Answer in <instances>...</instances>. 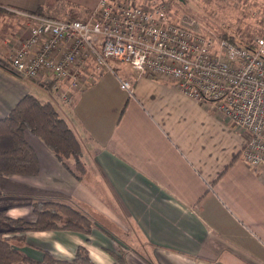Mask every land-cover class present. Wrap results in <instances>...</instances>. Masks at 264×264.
<instances>
[{
  "label": "crops",
  "instance_id": "0c3cea01",
  "mask_svg": "<svg viewBox=\"0 0 264 264\" xmlns=\"http://www.w3.org/2000/svg\"><path fill=\"white\" fill-rule=\"evenodd\" d=\"M97 1L0 0V12L16 19L0 22V118L28 94L52 102L85 139L90 177L79 181L27 130L40 172L0 175V211L34 222L32 202L53 198L77 203L95 224L91 234L51 229L5 236L34 261L45 253L73 261L82 246L94 264H115L119 256L127 264H264V169L249 166L242 156L248 133L213 103L125 63L118 74L133 83V95L106 72L87 79L66 106L8 67L1 41L15 49L29 36L24 13L61 18L75 5L86 9L85 18ZM11 229L0 218V231Z\"/></svg>",
  "mask_w": 264,
  "mask_h": 264
},
{
  "label": "built area",
  "instance_id": "2783aa9c",
  "mask_svg": "<svg viewBox=\"0 0 264 264\" xmlns=\"http://www.w3.org/2000/svg\"><path fill=\"white\" fill-rule=\"evenodd\" d=\"M29 36L10 57L13 72L50 84L66 105L74 90L113 72L130 95L122 64L172 80L197 102H211L234 127L248 133L242 156L264 169V37L236 44L207 31L199 20L173 16L172 0H98L85 18L66 20L37 13Z\"/></svg>",
  "mask_w": 264,
  "mask_h": 264
},
{
  "label": "trees",
  "instance_id": "16d2710c",
  "mask_svg": "<svg viewBox=\"0 0 264 264\" xmlns=\"http://www.w3.org/2000/svg\"><path fill=\"white\" fill-rule=\"evenodd\" d=\"M37 14L42 15L40 12ZM219 36L236 44L243 43L233 36ZM27 130L40 138L73 176L79 181L84 179L87 168L83 161L86 147L83 137L52 102H41L31 94L24 96L8 116L0 118L1 176L37 175L40 172L38 156L25 137ZM32 206L36 216L34 222L12 219L6 216L5 211H0V218L12 225L7 232L70 229L90 234L95 226L90 215L73 201L40 198L33 201ZM4 234L0 231V264H94L89 251L82 246L78 248L73 261L58 260L49 253H45L43 261H34L15 248ZM116 260L115 264H127L121 256Z\"/></svg>",
  "mask_w": 264,
  "mask_h": 264
},
{
  "label": "rangeland",
  "instance_id": "374dc122",
  "mask_svg": "<svg viewBox=\"0 0 264 264\" xmlns=\"http://www.w3.org/2000/svg\"><path fill=\"white\" fill-rule=\"evenodd\" d=\"M172 5L173 16L177 21H181L183 16L195 18L205 25L207 31H212L217 36H233L237 41H245L249 43L256 42L258 38L264 37V0H172ZM82 8L83 7L72 5L70 8L67 9L68 15H65L61 18L66 20H70L71 18L75 17L83 18L84 16H82V14H84L86 9ZM14 20L16 19L11 15H7L6 13L4 14L0 12V22H3L4 27L7 25L8 22ZM1 42L7 57V64H10V57L14 51L13 44L7 38H5L4 41ZM8 67L13 72L10 65H8ZM85 87H87V85L85 84V82H83L82 85H80L77 89L74 90L73 102L75 99V94L80 90H83ZM46 89L50 90L51 92L57 93L59 99L57 100L59 102L61 101L64 105H66L62 101V98H60L59 93L54 91L50 84H46ZM72 104L66 106H71ZM61 115L63 116L62 113ZM86 152L87 148L85 147L84 153ZM83 161L87 168V164L85 162V154L83 156ZM84 176H86V178L89 177V175H87V172ZM122 226L123 229L127 227L126 224H122ZM3 232H5L4 236L6 234H9V232ZM137 241H135L136 245L141 247V244ZM147 259L150 260L148 257Z\"/></svg>",
  "mask_w": 264,
  "mask_h": 264
}]
</instances>
